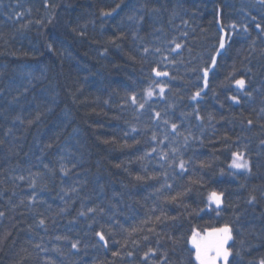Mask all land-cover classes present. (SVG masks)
<instances>
[{"label": "trees", "instance_id": "trees-1", "mask_svg": "<svg viewBox=\"0 0 264 264\" xmlns=\"http://www.w3.org/2000/svg\"><path fill=\"white\" fill-rule=\"evenodd\" d=\"M0 213V264H197L225 226L260 264L264 3L0 0Z\"/></svg>", "mask_w": 264, "mask_h": 264}, {"label": "snow or ice", "instance_id": "snow-or-ice-1", "mask_svg": "<svg viewBox=\"0 0 264 264\" xmlns=\"http://www.w3.org/2000/svg\"><path fill=\"white\" fill-rule=\"evenodd\" d=\"M261 3H264V0H260ZM103 15H110L111 13H102ZM233 27H235L233 25ZM247 29H245L246 31ZM179 47V45H178ZM225 47V40L223 37L220 39V49H224ZM147 51V49H145ZM212 64L215 66L216 64V57H212ZM156 76H166L168 75L166 72H160V71H155ZM204 81H205V86H207L208 83V76H209V69L205 68L204 72ZM236 84L238 87L243 88L245 85L244 80H237ZM160 91L163 93L164 89L161 88ZM148 96H151L152 93L151 91L147 92ZM200 96V91H197L194 96L192 97L193 99H196L197 97ZM133 102L135 103V98L133 97ZM143 104L140 105L141 108H143ZM159 115V114H157ZM167 123V121H166ZM173 131H176V125H172ZM162 159L164 157H161ZM233 159L234 162L231 165L234 168L238 169H246L247 168V162L243 161L242 155L234 153L233 154ZM180 168H184V162H180ZM137 179H140V177H137ZM222 193H217V192H211L209 194V202L210 203H215L217 207H220L221 205V196ZM254 199V198H253ZM89 211H93L92 209H89ZM2 215V213H0ZM81 215H84V213H81ZM40 224L43 225L44 221L41 220ZM99 238L101 240H104L105 237L97 233ZM232 239V232L231 229L228 226H225L223 228L219 229H214L211 232H208L206 236H199L198 233H193V238H192V246L195 248V259L198 261V264H217V261H222L223 264H230L229 262V256H230V250L225 247L227 242ZM73 248L76 247L75 244L72 245ZM116 253H113L115 255ZM260 264H264V260L260 262Z\"/></svg>", "mask_w": 264, "mask_h": 264}, {"label": "rangeland", "instance_id": "rangeland-1", "mask_svg": "<svg viewBox=\"0 0 264 264\" xmlns=\"http://www.w3.org/2000/svg\"><path fill=\"white\" fill-rule=\"evenodd\" d=\"M237 154H238V153H237ZM241 155H242L243 161H246V162H247V168H246V169H238V168H234V167H232L231 165H232L233 162H234L233 156H232V160H231V162H230L229 168H230V170H232V171H234V172H244V173H248V172L250 171V162H249V160H248L243 154H241ZM208 197H209V195L207 196V205H208V208H210V207H214V208H216V209L221 208V206H222V196H221V205H220V207H217L215 203H210ZM222 228H223V227H222ZM218 229H219V228H218ZM211 231H212V230H208V231H205V232H200V231L195 230L194 232H195V233H198L199 236L203 237V236H206L207 233H208V232H211ZM194 232H193V233H194ZM193 233H192V236H191V239H190V245H191V247H192V248L194 249V251H195V248L192 246V243H191L192 238H193ZM230 241H231V240H229V241L227 242V244L225 245L226 248H228V245H229ZM195 260H196V259H195ZM196 263L198 264V261H197V260H196ZM217 264H223V262H222V261H217Z\"/></svg>", "mask_w": 264, "mask_h": 264}]
</instances>
